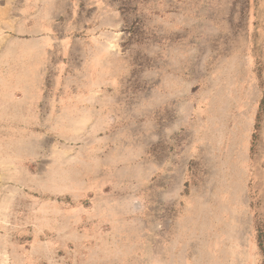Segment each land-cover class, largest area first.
Returning a JSON list of instances; mask_svg holds the SVG:
<instances>
[{"label":"rangeland","instance_id":"374dc122","mask_svg":"<svg viewBox=\"0 0 264 264\" xmlns=\"http://www.w3.org/2000/svg\"><path fill=\"white\" fill-rule=\"evenodd\" d=\"M42 14L0 20V264H264V0Z\"/></svg>","mask_w":264,"mask_h":264},{"label":"crops","instance_id":"0c3cea01","mask_svg":"<svg viewBox=\"0 0 264 264\" xmlns=\"http://www.w3.org/2000/svg\"><path fill=\"white\" fill-rule=\"evenodd\" d=\"M16 1L17 0H0V20L5 21V22L3 21V23L4 24L6 23L5 28L8 30V32H14L18 35H29L32 31V28H34V26L37 24L31 21L27 25L25 21L21 22L22 19L26 20V18H28V13H29L30 18L41 17L40 12H42L43 13L42 18H46L48 20L49 27L46 28L45 25H42L41 23H39L38 25L41 26V28L43 29L39 31L38 33L40 35L43 33L44 35L50 34L51 32L50 19L57 17V0H39V2L42 3V5L41 7H38L37 9H35V13H37L35 16L33 15V13H31L32 12L31 8L29 4L27 3V1L29 0H19L20 2L23 3L21 6L23 8L21 9L18 8L17 11L14 12L13 11L14 3ZM54 29H55V23H54ZM34 40L38 42V46H41L39 44L42 43V38L39 37V38H35Z\"/></svg>","mask_w":264,"mask_h":264},{"label":"trees","instance_id":"16d2710c","mask_svg":"<svg viewBox=\"0 0 264 264\" xmlns=\"http://www.w3.org/2000/svg\"><path fill=\"white\" fill-rule=\"evenodd\" d=\"M263 108H264V104H263V102H260L259 108H258L257 113H256V126L257 127H259L260 121H261L262 116H263ZM258 237H259V239H258L259 246L263 250V238H264L263 232H259Z\"/></svg>","mask_w":264,"mask_h":264},{"label":"bare ground","instance_id":"6f19581e","mask_svg":"<svg viewBox=\"0 0 264 264\" xmlns=\"http://www.w3.org/2000/svg\"><path fill=\"white\" fill-rule=\"evenodd\" d=\"M20 144H21V142H20ZM25 146V145H24ZM30 146V145H29ZM20 147V146H19ZM27 147H28V145H27ZM20 149V148H19Z\"/></svg>","mask_w":264,"mask_h":264}]
</instances>
